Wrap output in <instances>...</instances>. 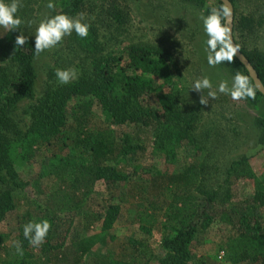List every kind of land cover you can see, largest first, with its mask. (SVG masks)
Wrapping results in <instances>:
<instances>
[{"label": "rangeland", "instance_id": "374dc122", "mask_svg": "<svg viewBox=\"0 0 264 264\" xmlns=\"http://www.w3.org/2000/svg\"><path fill=\"white\" fill-rule=\"evenodd\" d=\"M48 2L22 0L18 14L24 23L20 30L13 33L34 36L38 23L54 11V8L47 7ZM55 2L53 0L56 6ZM209 3L212 0H208ZM111 5L117 6L127 16L126 23L119 25L107 15ZM80 14H83L84 22L90 24L88 37L82 39L73 32L63 38L62 46L49 49L41 56L39 89L60 85L55 76H49V72L56 67L74 68L77 79L84 74L92 75L94 62L102 58L117 59L124 56L130 47L147 46L171 54L176 64L173 79L178 105L187 114L198 107V116L193 130L175 144L178 148L173 162L158 161L152 152L153 142L162 129L158 124H129L119 128L109 125L107 135L110 138L123 139L127 134L131 141L141 146L136 154L129 155L123 162L125 173L130 178L129 184L102 180L74 183L73 169L59 168L52 159L60 156L83 164L89 152L81 144L68 140L63 145L60 141L48 150H40L32 164L16 166L20 175L30 183L32 198L43 206L50 203L51 208H54L64 188L70 190L75 198H82L79 208L64 212L59 210L55 218L60 237L66 235L64 244L77 245V264L112 261L123 264L124 260L139 254L129 245L130 238L144 240L147 264H158L165 254L161 241L167 232L160 225H155L150 236L142 237L136 229V220L146 210H155L158 221L162 222V201L170 200V195L164 191L167 175L193 168L198 177L193 188L189 189L190 193L192 191L197 198H202L204 192L216 193L217 201L213 207V222L206 228H199L191 245L190 264H231L227 241L232 225L228 217L236 227L240 213L246 211L250 217L256 216L261 221L264 233V207L258 204L252 208L248 204L255 192L264 194V128L259 124L264 122L262 98L256 95L254 99L233 101L228 96L217 94L215 99H211L207 95L208 90L205 93L189 90L192 81L205 74L216 83L220 79L230 81L237 72L232 62L215 67L207 65L206 37L201 21V17L206 15L204 7L186 0H86ZM241 19H247L250 26L241 28ZM263 21L264 0H236L235 29L232 31L235 44L247 52H264ZM4 33L6 31L0 29V36ZM202 95L206 104L199 102ZM103 121L100 108L97 104L93 105L85 124L94 129L100 127ZM77 126L69 119L66 132L76 134ZM90 200L99 206L94 208L95 211L107 205L119 206L118 218L106 230L102 242L99 236L103 229L101 223L87 230L79 218L82 205H93ZM15 204V210L0 221V258L13 245L18 228L22 226L20 221L34 220L37 213L21 194L16 196ZM96 235L99 236L97 241ZM82 245L86 253L80 251ZM54 254L57 255L58 251L34 250L31 258L35 264H55Z\"/></svg>", "mask_w": 264, "mask_h": 264}, {"label": "trees", "instance_id": "16d2710c", "mask_svg": "<svg viewBox=\"0 0 264 264\" xmlns=\"http://www.w3.org/2000/svg\"><path fill=\"white\" fill-rule=\"evenodd\" d=\"M55 1L57 5H54L50 16L67 14L76 17L83 11L86 0ZM186 1L204 7L206 14L211 8L222 6L218 0H212L211 4H208V0ZM229 2L234 11L235 23L236 0ZM107 15L119 25L127 21V16L115 5L109 7ZM247 23V19H241L239 26L249 27ZM234 29L233 24V31ZM13 31L0 36V221L15 210V198L21 194L34 206L37 212L34 220L47 219L51 223V229L43 244L34 247L23 236V226L29 220L24 223L18 220L22 226L18 228L13 245L1 256L0 264H35L31 258L34 250H56L58 254L53 255L55 264H77V245L64 244L66 235L60 237L55 218L59 210L64 212L79 208L82 198H75L70 190L64 188L58 201L54 203V208L50 207V203L43 206L32 198L30 183L20 175L16 166L30 165L38 151L48 150L60 141L66 145L70 140L83 145L89 152L87 161L78 164L60 156L53 157L52 161L59 168L70 167V171L72 168L74 183L83 181L86 184L89 181L102 180L129 184L130 178L125 173L123 162L129 155L136 154L141 146L138 142L131 141L127 134L123 139L110 138L107 135L108 126L119 128L129 124H158L162 129L153 142L152 152L158 161L162 159L173 162L178 148L175 144L193 130L199 108L193 109L190 114L180 109L173 79L176 64L171 54L147 46L130 47L124 56L117 59L102 58L94 62L92 75L84 74L66 85L60 84L56 88L41 90L38 66L41 56L47 50L39 56L35 54L34 36L27 37L24 45L17 46L18 34ZM62 44L63 40L55 47ZM239 51L251 64L264 86V52H247L241 48ZM232 64L237 72L248 75L235 57ZM56 69L58 68L49 72V76H55ZM256 95L262 98L264 105L262 95L258 91ZM95 104L100 108L104 121L100 127L89 129L85 122ZM69 119L78 125L76 134L69 135L66 132ZM259 124L264 128V122ZM175 127L177 130L173 131ZM160 175L164 177L165 174ZM167 176L164 191L170 195V200L162 201L160 211L163 221H158L157 211L146 210L136 220V229L142 237L150 236L155 225L166 230V236L161 241L165 254L158 264H190L191 245L199 228H206L213 222L216 193L204 192L202 198L194 196L192 191L190 193L189 189L193 188L192 185H195L198 177L193 168ZM91 202L93 205L89 207L82 205L79 218L87 230L101 223L103 229L99 236L102 242L106 230L118 218L119 206L107 205L95 211L94 208L99 206L95 205L96 202ZM248 204L252 208L258 204L264 207V194L255 192ZM240 216L236 227L228 217V222L232 225L227 241L231 264H264V233L261 221L256 216L250 217L246 211L240 213ZM99 236H95L96 241ZM73 240L76 241L75 238ZM143 241L128 239L133 251H138L139 254L132 256L130 260H124L123 264H147ZM17 242L23 248L22 255L16 251ZM80 249L86 253L84 245ZM104 264L120 263L112 261Z\"/></svg>", "mask_w": 264, "mask_h": 264}, {"label": "clouds", "instance_id": "9594fccd", "mask_svg": "<svg viewBox=\"0 0 264 264\" xmlns=\"http://www.w3.org/2000/svg\"><path fill=\"white\" fill-rule=\"evenodd\" d=\"M22 7V0H0V29L7 32L20 30L24 21L18 12ZM47 7L54 8L53 0H49ZM232 8L229 0H222L221 7H213L209 12L201 17L202 28L205 39V52L207 54V65L215 67L224 62L231 63L234 56L239 51V46L235 45L231 38L230 18ZM90 24L84 22L83 14L79 18L67 14H58L42 19L34 33V52L37 56L40 53L52 49L61 43L64 37L72 35L74 32L80 38H87L89 35ZM27 37L20 35L16 39V45H24ZM77 76L74 68L56 69L55 77L57 81L66 85ZM214 89V91H213ZM264 89L259 83H254L251 74L245 75L236 72L231 80L220 79L216 83L206 74L194 79L189 90L205 93L208 97L215 99L217 94L230 97L233 101H242L254 99L257 91ZM200 98V104H206L207 101ZM51 223L47 219L39 221L30 220L23 226V236L29 243L38 247L43 244L47 237ZM18 254H23V248L19 242L15 245Z\"/></svg>", "mask_w": 264, "mask_h": 264}, {"label": "water", "instance_id": "95a60500", "mask_svg": "<svg viewBox=\"0 0 264 264\" xmlns=\"http://www.w3.org/2000/svg\"><path fill=\"white\" fill-rule=\"evenodd\" d=\"M222 3V0H218ZM230 4V2H229ZM231 8H232V5L230 4ZM230 26H231V38H232V41L233 43L235 44L234 42V39H233V34H232V29H233V8H232V16L230 18ZM236 45V44H235ZM240 63L241 65L245 68V70L247 71L248 75L249 73L251 74V78L253 79V82L254 83H259L260 85H262V83L260 82L255 70L253 69V67L251 66V64L248 62V60L241 54L240 51H238L236 53V55L234 56ZM263 86V85H262ZM262 97L264 98V89H261L260 91H258Z\"/></svg>", "mask_w": 264, "mask_h": 264}]
</instances>
